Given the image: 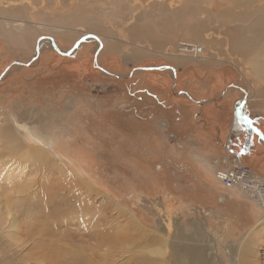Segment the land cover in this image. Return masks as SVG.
<instances>
[{
    "label": "rangeland",
    "instance_id": "rangeland-1",
    "mask_svg": "<svg viewBox=\"0 0 264 264\" xmlns=\"http://www.w3.org/2000/svg\"><path fill=\"white\" fill-rule=\"evenodd\" d=\"M261 6L0 0V194L16 204L12 226L0 217V264H264L261 208L228 195L209 159L190 154L191 109L209 104V89L184 70L207 81L234 70L216 99L233 83L251 89L242 100L264 98L248 58L262 47L264 60ZM186 42L191 58L163 53ZM23 132L52 148L59 169L17 166L27 177L5 180L4 162L31 144Z\"/></svg>",
    "mask_w": 264,
    "mask_h": 264
},
{
    "label": "crops",
    "instance_id": "crops-1",
    "mask_svg": "<svg viewBox=\"0 0 264 264\" xmlns=\"http://www.w3.org/2000/svg\"><path fill=\"white\" fill-rule=\"evenodd\" d=\"M184 70L190 71L189 81H195L200 86L199 92L209 89V104L196 102V107L191 109L192 117H196L198 121L190 119L193 126L192 139L189 142L191 156L201 162L209 159V176L215 182V172L223 169L226 166L223 161L230 158H237L242 166L264 178V136L261 135L264 133V98L251 94L252 100H242V96L249 94L251 89L233 83L236 87H232L228 95L216 99L215 96L225 84L224 81L234 77V70L223 69L218 74L214 69V73H209V81L199 78L197 69L185 67ZM227 89L229 88L222 90ZM208 120L209 124H206ZM227 194L234 195L231 192Z\"/></svg>",
    "mask_w": 264,
    "mask_h": 264
},
{
    "label": "bare ground",
    "instance_id": "bare-ground-1",
    "mask_svg": "<svg viewBox=\"0 0 264 264\" xmlns=\"http://www.w3.org/2000/svg\"><path fill=\"white\" fill-rule=\"evenodd\" d=\"M234 1V0H233ZM257 1H261V0H255V2ZM261 8H264L261 6ZM170 10V9H168ZM173 10V9H172ZM181 11V10H180ZM172 12V11H171ZM263 12V11H262ZM174 13V12H172ZM264 13V12H263ZM176 14V13H175ZM262 22V21H261ZM260 22V23H261ZM122 30V29H121ZM124 31V30H123ZM245 41V40H244ZM242 41V42H244ZM237 42V41H236ZM240 42V41H239ZM247 43V41H245ZM245 43V44H246ZM250 43V42H248ZM256 43V42H255ZM43 44V43H42ZM243 44V43H241ZM240 44V45H241ZM252 45L254 46L255 44L253 43H250L249 44V48L251 49L252 48ZM259 45V44H258ZM257 45V46H258ZM202 46V45H201ZM205 47V45H203ZM242 46V45H241ZM246 46V45H245ZM195 47V43L192 44L191 42H186L184 44H182L181 46H178V47H169V50L166 49V51H164L163 53L167 54L169 57L172 56V57H176L175 53L177 52V54H179L178 57H189L191 58L192 56H194V51H196V49L194 48ZM256 47V46H255ZM176 49L175 51L173 49ZM262 48V47H261ZM261 48L258 49L261 51ZM264 48V47H263ZM204 49V48H203ZM246 49V48H245ZM244 50V49H243ZM255 48L253 50H250L251 53L249 55V63L251 64V66L253 67L252 69H255L257 68L258 71L264 76V60H263V57L261 58V54L259 55V52L260 51H255ZM247 51V50H246ZM254 52V53H253ZM248 52H246L245 54H247ZM262 53V51H261ZM182 54V55H181ZM32 60L28 63H31ZM23 64V63H21ZM24 64H27V63H24ZM28 65V64H27ZM12 67V66H10ZM246 99V97H245ZM18 130V128H17ZM18 131H25V130H22V129H19ZM17 131V132H18ZM26 132V131H25ZM11 133V132H10ZM20 132H18L19 134ZM27 133V132H26ZM23 136L27 141L30 140L29 143L33 144V143H36L37 145H40L42 147H38V146H31V144L28 146V148H26V150L23 152V153H20L19 154V157H18V160L17 161H11L10 159L9 160H6L3 164V166L6 168L7 170V173L8 175H3L4 178H6L5 180H8V178H12L14 180H17V181H20L22 178H26L27 177V174H25L23 171H18L15 169V167L17 166H29V165H36L37 167L39 168H42L43 165L45 166V168H49V167H52L53 169L55 168L56 169H59V163H57L58 161L60 162V160L56 157L53 156L52 154V148L50 146H47V144H45V142L39 138H37L34 134L32 133H28V136L23 132ZM10 135V134H9ZM20 135V134H19ZM8 140H11V141H8L7 142V145L8 146H14L15 144H17L16 141H13V139L11 137H7ZM23 139V138H22ZM24 140V139H23ZM16 146V145H15ZM11 149V148H10ZM13 150V149H11ZM15 156V155H14ZM60 157V156H59ZM13 158V156H11V159ZM50 158H53L54 160H58L57 162H55L54 160L52 161H49ZM52 162H55L52 163ZM2 165V164H1ZM215 178H217V172L215 173ZM217 180V179H216ZM218 182V181H217ZM238 189H234V190H228V191H237ZM27 190H24L23 188H19L17 191H16V194H19V193H24L26 192ZM226 191V192H228ZM0 203H2V206L0 207V217L2 218L1 221H4L5 222H9V224L12 226V223H11V219H12V212L14 211V207H15V201H9L8 199L6 198H3L0 194ZM258 206V204H257ZM259 207V206H258ZM260 208V207H259ZM45 215V213H43ZM50 216L49 215H46L45 216V219H48ZM4 219V220H3ZM264 220V218L262 219ZM250 237V235H249ZM173 246L176 248L177 247V243L175 240H173ZM187 248V250L189 251L188 255H187V259L190 258V259H193V256L196 258L197 255L195 254V249L192 248V247H185ZM201 249V248H200ZM242 248L239 247L238 250H241ZM201 251V250H200ZM198 251V252H200ZM180 252V251H178ZM161 253V252H159ZM177 255V254H176ZM181 255V254H180ZM201 257H202V254L200 253L199 254ZM245 255V251L243 249V257ZM179 256V255H178ZM180 257V256H179ZM200 257V258H201ZM237 257H240V255H237ZM82 258V257H81ZM177 258V257H176ZM185 258V257H183ZM194 258V259H195ZM193 259V260H194ZM191 260V262L193 261ZM190 261V260H189Z\"/></svg>",
    "mask_w": 264,
    "mask_h": 264
},
{
    "label": "built area",
    "instance_id": "built-area-1",
    "mask_svg": "<svg viewBox=\"0 0 264 264\" xmlns=\"http://www.w3.org/2000/svg\"><path fill=\"white\" fill-rule=\"evenodd\" d=\"M226 165L217 171V181L226 191L238 189L264 213V178L242 166L237 158L224 160Z\"/></svg>",
    "mask_w": 264,
    "mask_h": 264
},
{
    "label": "snow or ice",
    "instance_id": "snow-or-ice-1",
    "mask_svg": "<svg viewBox=\"0 0 264 264\" xmlns=\"http://www.w3.org/2000/svg\"><path fill=\"white\" fill-rule=\"evenodd\" d=\"M249 123L251 124L252 122H251V121H249ZM261 135H262V136H264V133H262Z\"/></svg>",
    "mask_w": 264,
    "mask_h": 264
},
{
    "label": "water",
    "instance_id": "water-1",
    "mask_svg": "<svg viewBox=\"0 0 264 264\" xmlns=\"http://www.w3.org/2000/svg\"><path fill=\"white\" fill-rule=\"evenodd\" d=\"M113 76H116V75L113 74ZM116 77H118V76H116Z\"/></svg>",
    "mask_w": 264,
    "mask_h": 264
},
{
    "label": "flooded vegetation",
    "instance_id": "flooded-vegetation-1",
    "mask_svg": "<svg viewBox=\"0 0 264 264\" xmlns=\"http://www.w3.org/2000/svg\"><path fill=\"white\" fill-rule=\"evenodd\" d=\"M224 190V189H223ZM226 191V190H225Z\"/></svg>",
    "mask_w": 264,
    "mask_h": 264
}]
</instances>
